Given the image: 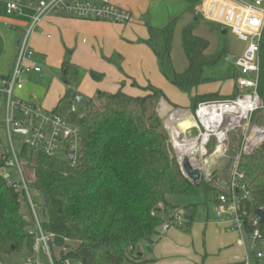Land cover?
I'll return each mask as SVG.
<instances>
[{"label": "trees", "instance_id": "trees-1", "mask_svg": "<svg viewBox=\"0 0 264 264\" xmlns=\"http://www.w3.org/2000/svg\"><path fill=\"white\" fill-rule=\"evenodd\" d=\"M178 19L176 16L162 28L146 23L148 39L143 43L155 55L161 75L189 96L191 112L200 102L234 97L237 90L229 96L192 94L196 87L210 81L203 78L204 69L214 65L226 51L207 53L208 41L196 35L195 24L189 22L180 31L186 66L177 71L172 62V40ZM258 58L257 90L264 104V31ZM69 67L65 60L62 63L65 75ZM90 76L94 80L103 78L93 71ZM132 86L146 94L134 97L125 94L122 88L115 93L98 92L86 100L82 118L71 116L81 134V157L77 165L70 166L63 158L21 148L19 158L33 174L28 187L39 195L38 202L33 196L32 199L40 209L42 228L52 234L50 250L60 249L58 264L64 259L82 264L151 261L141 259L139 246L156 241L173 211L184 210L177 227L183 232L190 230L197 204L181 205V199L194 196L199 188H204L211 192L210 199L215 203L224 192L218 179L217 186L211 185L219 173L211 175L208 182L201 178L198 184L182 174L157 111L159 100L166 99L164 93L150 84L140 87L132 81ZM70 95L68 90L64 99ZM250 120L264 125V109L255 111ZM236 132H231L230 139L239 148L243 135ZM8 158V151L0 155V264L4 255L24 248L30 252L33 244V236L28 232L33 220L30 212L29 215L22 212L19 200L23 197L28 209L24 192L8 185L3 177ZM237 170L251 191L247 210L252 214L256 209L264 210V144L252 154L241 153ZM256 227L264 237V224ZM251 230L246 226L247 232ZM256 264H264V256Z\"/></svg>", "mask_w": 264, "mask_h": 264}, {"label": "built area", "instance_id": "built-area-1", "mask_svg": "<svg viewBox=\"0 0 264 264\" xmlns=\"http://www.w3.org/2000/svg\"><path fill=\"white\" fill-rule=\"evenodd\" d=\"M23 6L24 0H5V12L8 15L20 13ZM27 6L34 10L30 23L20 34L17 54L9 75L0 78V112L9 145V158L5 168H11L17 174L18 182L8 175L7 183L24 192L33 220L28 229L33 236V244L25 263L58 264L51 255L52 234L42 228L37 205L22 174L19 153L22 147H26L48 157L63 158L70 166L77 165L81 157V134L71 116L76 114L78 118H82L85 111H78L72 105L69 113L63 117L54 111L45 110L39 104L26 101L19 95L24 89L26 76L42 70L36 52L30 45V39L35 32L40 31V22L48 14L120 25L130 23L132 14L111 0H28ZM202 16L226 30L229 29L238 41L245 43L241 53L229 52L224 57L237 70V94L228 99L200 102L194 112L173 108L166 103L167 107L163 110L160 103L158 114L163 120L169 144L178 163L183 153L188 154L205 180L211 179L210 166L226 156L231 132L244 131L240 149L228 169L227 181L222 184L218 182L224 192L217 196L212 211L216 220H224L229 224L230 230L238 234L241 242L245 237L250 241L249 249H245L243 255L229 256L228 264H256L264 256L261 249L264 246V237L256 227L259 225L258 217L246 208L251 191L242 182L243 175L238 172L237 163L241 153H247L264 139L251 142L253 137L264 132V125L249 126L253 113L264 109L257 90L258 48L264 31V0H254L252 3L242 0H211L206 10L202 11ZM4 25L7 26V23ZM13 135L21 138L20 149L15 148ZM176 143L188 147L187 150L180 152ZM183 214L184 210L181 208L173 211L169 222L164 223L162 229L180 224ZM246 226H250L252 230L247 232ZM62 264L82 263L64 259Z\"/></svg>", "mask_w": 264, "mask_h": 264}, {"label": "crops", "instance_id": "crops-1", "mask_svg": "<svg viewBox=\"0 0 264 264\" xmlns=\"http://www.w3.org/2000/svg\"><path fill=\"white\" fill-rule=\"evenodd\" d=\"M111 1L131 12L130 23L120 25L54 14L42 18L40 31L35 32L30 39V45L36 52L42 70L26 76L24 89L19 95L26 101L39 104L45 110L56 112L60 99H64L66 92L72 88L64 86L66 83L60 85L55 78L46 76L54 70L62 69V63L67 60L69 70L75 74L83 73L73 90L87 99L95 93H115L120 88L127 95L144 96L145 91L132 86V81H135L140 87L150 84L160 89L166 99L161 98L159 104L164 102L173 108L190 110L189 99L179 104V97L172 90L174 86L161 75L155 55L143 43L148 39L146 23L162 28L161 26L164 27L179 16L178 22H183L187 17L195 20L199 17L219 25L202 16V11L206 10L211 0ZM242 1L252 3L254 0ZM27 2L28 0H24L20 13L8 15L5 12V0H0V48L2 45L17 44L11 56H7L0 49V78L9 75L17 54L16 40L29 25L34 12L33 8L27 6ZM91 71L102 74L103 78L92 79ZM235 77L229 93L223 92L222 87L219 91L220 86L218 89L216 86L200 88L201 84L192 94L217 93L220 96H229L237 90ZM43 81H47L48 87L43 96L39 97L37 86ZM219 176L218 181L223 182V176ZM209 203L212 211L211 199ZM244 251V240L240 241L238 234L230 230L226 221L216 220L213 211L209 213L208 206L204 213L197 209L189 232H183L177 225H171L166 230L161 229V235L152 245L143 243L138 249L142 260H151L144 264H228L231 254L241 256Z\"/></svg>", "mask_w": 264, "mask_h": 264}, {"label": "rangeland", "instance_id": "rangeland-1", "mask_svg": "<svg viewBox=\"0 0 264 264\" xmlns=\"http://www.w3.org/2000/svg\"><path fill=\"white\" fill-rule=\"evenodd\" d=\"M250 1L252 2L253 0H250ZM189 22H193L195 24L194 33L198 36L205 38L208 41L209 45H208V48L206 50L207 53H213L215 51L222 50V49H224L226 52L241 53L245 47V43L238 41L230 33L229 29H227L225 34H222L219 25H217L213 22L206 21V20L201 19L199 17L196 20L194 18L187 17L186 20H184L183 22L180 21L176 25L175 33H174L173 40H172V62H173V65L177 71H181L186 66V58L184 56V53H183V50H182V47L180 44V31H181L182 25L189 23ZM161 27H163V26H161ZM15 46H17L16 43L14 44V46L2 45L0 49H1V52H3V51L6 52L7 56H11L15 52ZM82 74L83 73L75 74L74 72H72V70H69L68 73L65 75L62 69H58V70L52 71L49 76L48 75L46 76L49 78H51V77L55 78V80H57L60 85L65 84V82H64V79H65L66 84L64 86H68V87L72 88L70 97L62 99V100L60 99L59 106L56 108V113L59 114L60 116H63V117L66 116L69 113L70 107L72 105H74V107L78 111H84L85 110V104L75 103L74 99H73V96H75V95L82 96L80 94L75 93V91L73 90L76 87V84L79 81V79L81 78ZM236 74H237V70L233 67V65L231 63L225 61L224 58L222 57L214 65L208 66L204 69L203 78L209 79L210 81L202 84L200 88H207L208 89L210 87L216 86V89H218V87L220 86L219 91H221V87H222L223 92L229 93L230 88H231V84H232ZM251 76H252V74H251ZM44 79H46V78H44ZM221 85H223V86H221ZM47 87H48L47 81H45V82L43 81L42 83H39V86H37V91H38L39 97L43 96V94L47 90ZM172 88H173L172 90H174L179 97V100H180L179 104H182L185 101H188L189 96L187 94L180 92L175 87H172ZM83 98L85 100H88L85 97H83ZM157 111H158V113H160L159 103L157 106ZM261 123L262 122L253 123V121L250 120L249 126L257 125V124H261ZM236 133L237 134L240 133L243 135L244 131L237 130ZM20 142H21V138L17 135H13V143H14V146L16 149H20ZM240 146H241V144L239 145V148H237V143L234 141H231V139H230L229 144H228L229 150L226 153V156L234 159L236 157L239 149H240ZM209 148H211V146ZM8 149H9V145H8V142H7V139L5 136L3 117H2L1 112H0V155L2 153H5L6 151H8ZM20 167H21L24 179L27 182L29 180H32L33 174L31 173L30 168H28V166H26L25 162L21 161ZM227 167H228V164L225 165L224 167H222V169H225ZM3 171H4V174H8L13 181H17V182L19 181V178L13 169L4 168ZM221 175L227 179L229 176V172L228 171L221 172ZM219 178H220V176L214 178L211 182V185L217 186L216 182H217V179H219ZM204 180H205V178H204ZM206 181L208 182L210 180H206ZM30 194H31V196H33V199L35 201H37V202L39 201V195L37 192H35L34 190H30ZM211 196H212L211 192L207 193L204 188H199L197 190L196 195L191 196L189 198L181 199L180 203H182V202L195 203V204H197V209H199L200 213L206 212L207 206H208V211L211 214L212 211H211L210 203H209V199L211 198ZM19 200L21 203L22 212L25 215H29L30 211H29V209L26 208L25 201H24L23 197H20ZM39 210L40 209L37 206L38 214L40 213ZM244 244H245V249H249L250 241L246 237L244 238ZM72 245H75V244H72ZM261 249H262V251H264V246ZM59 253H60L59 248L53 247L51 249V255L55 259V261L59 260V258H60ZM28 254H29V251L24 248L21 251L12 252L8 255H4L3 259H2V264H26L25 260H26V257L28 256ZM41 259L44 260V258L42 256H41ZM73 262H74V260H73Z\"/></svg>", "mask_w": 264, "mask_h": 264}, {"label": "water", "instance_id": "water-1", "mask_svg": "<svg viewBox=\"0 0 264 264\" xmlns=\"http://www.w3.org/2000/svg\"><path fill=\"white\" fill-rule=\"evenodd\" d=\"M220 30L222 32V34L226 33V28L223 26H220ZM20 35L18 36L16 42L19 43L20 41ZM64 82L66 83L65 79ZM75 103H86V100L82 97V96H77L74 99ZM262 144H264V139L263 141L259 142L253 149L248 150L247 154H252L256 149H258ZM233 159L225 156L222 157L220 159H218L216 162H214L210 168H209V172L211 175H213L214 173H221V172H225L229 169L231 163H232ZM228 164V167L225 169H222V167H224L225 165ZM180 169L182 174L193 184H198L201 180V172L199 170L198 167L194 166L188 156V154L183 153L182 154V159L179 163ZM5 179L8 178V174H4L3 176ZM255 215L258 217L259 219V224H264V210L263 209H256L254 211Z\"/></svg>", "mask_w": 264, "mask_h": 264}, {"label": "bare ground", "instance_id": "bare-ground-1", "mask_svg": "<svg viewBox=\"0 0 264 264\" xmlns=\"http://www.w3.org/2000/svg\"><path fill=\"white\" fill-rule=\"evenodd\" d=\"M166 107H167L166 104L163 102V103H162V109L164 110ZM253 138H254V137H253ZM253 138L251 139V140H252L251 142H253V143L258 142L259 139H263V138H264V132L258 134V136H256L254 139H253ZM176 145L178 146L177 148H178V150H179L180 152H184V151H186L187 148H188V147H186V146H184V145H182V144H180V143H176Z\"/></svg>", "mask_w": 264, "mask_h": 264}]
</instances>
